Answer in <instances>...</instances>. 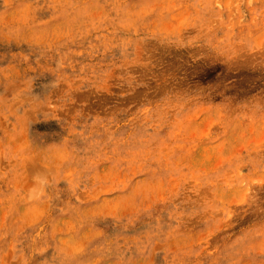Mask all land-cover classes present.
Wrapping results in <instances>:
<instances>
[{
  "label": "rangeland",
  "instance_id": "rangeland-1",
  "mask_svg": "<svg viewBox=\"0 0 264 264\" xmlns=\"http://www.w3.org/2000/svg\"><path fill=\"white\" fill-rule=\"evenodd\" d=\"M0 264H264V0H0Z\"/></svg>",
  "mask_w": 264,
  "mask_h": 264
}]
</instances>
